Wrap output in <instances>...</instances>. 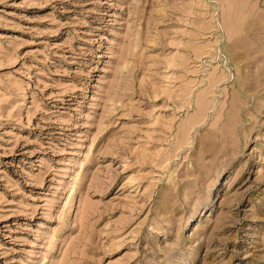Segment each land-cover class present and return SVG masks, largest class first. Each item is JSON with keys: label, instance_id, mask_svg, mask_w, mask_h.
I'll return each mask as SVG.
<instances>
[{"label": "rangeland", "instance_id": "rangeland-1", "mask_svg": "<svg viewBox=\"0 0 264 264\" xmlns=\"http://www.w3.org/2000/svg\"><path fill=\"white\" fill-rule=\"evenodd\" d=\"M0 264H264V0H0Z\"/></svg>", "mask_w": 264, "mask_h": 264}]
</instances>
